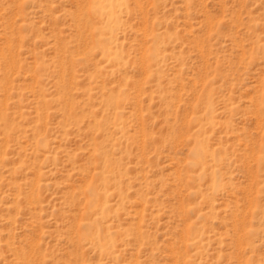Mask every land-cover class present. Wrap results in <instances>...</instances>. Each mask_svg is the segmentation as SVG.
I'll return each instance as SVG.
<instances>
[{"label":"rangeland","instance_id":"rangeland-1","mask_svg":"<svg viewBox=\"0 0 264 264\" xmlns=\"http://www.w3.org/2000/svg\"><path fill=\"white\" fill-rule=\"evenodd\" d=\"M93 1L0 0V264H264V0Z\"/></svg>","mask_w":264,"mask_h":264},{"label":"bare ground","instance_id":"bare-ground-1","mask_svg":"<svg viewBox=\"0 0 264 264\" xmlns=\"http://www.w3.org/2000/svg\"><path fill=\"white\" fill-rule=\"evenodd\" d=\"M122 0H94L92 13L94 17L102 24L99 27L100 30H104L106 34L111 36L114 33L113 25L118 23V17L116 16L117 10L121 7ZM109 23L111 25H109ZM109 25V26H108ZM110 37H101V47L104 50L107 57L112 58V39ZM199 156V155H198ZM96 202V201H95ZM94 202V204H95ZM93 204V205H94ZM106 206V205H105ZM107 208V206H106Z\"/></svg>","mask_w":264,"mask_h":264}]
</instances>
